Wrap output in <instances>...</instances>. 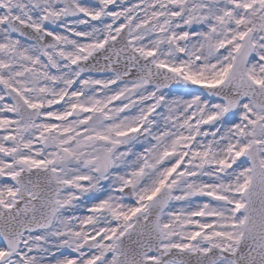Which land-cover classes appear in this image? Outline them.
Listing matches in <instances>:
<instances>
[{"label":"snow or ice","instance_id":"6c2138e0","mask_svg":"<svg viewBox=\"0 0 264 264\" xmlns=\"http://www.w3.org/2000/svg\"><path fill=\"white\" fill-rule=\"evenodd\" d=\"M0 264H264V0H0Z\"/></svg>","mask_w":264,"mask_h":264}]
</instances>
